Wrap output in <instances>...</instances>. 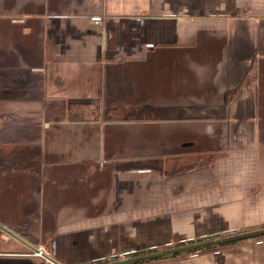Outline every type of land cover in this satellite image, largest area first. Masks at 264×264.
Instances as JSON below:
<instances>
[{
  "label": "crops",
  "instance_id": "crops-1",
  "mask_svg": "<svg viewBox=\"0 0 264 264\" xmlns=\"http://www.w3.org/2000/svg\"><path fill=\"white\" fill-rule=\"evenodd\" d=\"M0 115V225L52 243L0 264L264 228V0H0ZM239 239L161 264H264Z\"/></svg>",
  "mask_w": 264,
  "mask_h": 264
},
{
  "label": "trees",
  "instance_id": "trees-1",
  "mask_svg": "<svg viewBox=\"0 0 264 264\" xmlns=\"http://www.w3.org/2000/svg\"><path fill=\"white\" fill-rule=\"evenodd\" d=\"M226 235H228V234H226ZM220 236H222V235L213 236V237H209L206 239H197V240L191 241L189 243H178V244H175L173 246L165 247L163 249L139 251L136 253L126 255V258H124L123 261L121 259L116 258V259H112V260H104V261H101L100 263H97V264H113L116 262L119 263L120 261L125 262L124 264H161V263L169 262L172 260H177V259H180L183 257H187L190 255L201 253V252L218 251V250L224 249L226 247L235 246L237 244L245 242V241H243V239H239L236 241L232 240V241H229V242H226L223 244L211 245V246H207V247L200 248V249L193 250V251H189V252L173 253V254H166V255H162V256H158V257H150V255H153L156 253L167 252V251H171V250H174L177 248L185 247V246H188L191 244L202 243L204 241L207 242V240L215 239V238L220 237ZM225 237L226 238L231 237V235L225 236ZM252 238H254L253 241L264 239V234L253 236ZM142 257H145V258H142Z\"/></svg>",
  "mask_w": 264,
  "mask_h": 264
},
{
  "label": "water",
  "instance_id": "water-1",
  "mask_svg": "<svg viewBox=\"0 0 264 264\" xmlns=\"http://www.w3.org/2000/svg\"><path fill=\"white\" fill-rule=\"evenodd\" d=\"M0 229L3 230L5 233L9 234L10 236H12L13 238L25 243L34 252L38 251V249L36 247H33V246L29 245L28 243L23 241V239H21L19 236L15 235L10 230L2 227L1 225H0ZM260 234H264V228L260 229V230H257V231L250 232V233H246L245 235H241V236L240 235L239 236H232V237H227V238H224V239L213 240V241H209V242L191 244V245H188V246H185V247H181V248H177V249H174V250H171V251L156 253V254L150 255V257H158V256H162V255H166V254H173V253L189 252V251L197 250V249L204 248V247H207V246L216 245V244H219L220 242H223V241H232V240H235L237 238L253 237V236L260 235ZM46 258L49 261H52L50 257H46ZM142 258H145V257H142ZM124 263L125 262H121L120 264H124Z\"/></svg>",
  "mask_w": 264,
  "mask_h": 264
},
{
  "label": "rangeland",
  "instance_id": "rangeland-1",
  "mask_svg": "<svg viewBox=\"0 0 264 264\" xmlns=\"http://www.w3.org/2000/svg\"><path fill=\"white\" fill-rule=\"evenodd\" d=\"M3 118V116L2 115H0V119H2ZM71 118H73V119H78V118H81L79 115H73V116H71ZM19 119H23V117H21V118H19ZM26 119L29 121L26 125L28 126L29 124H31V123H33V121H35V117H26ZM16 121V120H15ZM14 152L16 153L17 152V150H14ZM101 166H103L102 164H101ZM36 231H37V228H34ZM33 229V230H34ZM260 229H263V228H260ZM260 229H258V230H260ZM251 232V231H250ZM237 233H240V232H235V233H233V234H237ZM231 234H228V235H226V234H223L222 236H220V237H225V236H230ZM232 236V235H231ZM45 240H46V238H45ZM47 241H49V238H47ZM233 241H236V240H233ZM38 246H43L44 247V249H45V251L50 255L51 253H52V243L49 241V242H47V243H44V244H42V245H40V244H37ZM170 246V245H169ZM165 247H168V246H163V247H159V248H157V249H163V248H165ZM144 251H149V250H144ZM24 255H34V253H32L30 250H29V252H27V253H25ZM124 258H126V256H122V257H120V259H124Z\"/></svg>",
  "mask_w": 264,
  "mask_h": 264
},
{
  "label": "built area",
  "instance_id": "built-area-1",
  "mask_svg": "<svg viewBox=\"0 0 264 264\" xmlns=\"http://www.w3.org/2000/svg\"><path fill=\"white\" fill-rule=\"evenodd\" d=\"M37 249L38 251L36 253H38L39 255H36V256L45 257V258L49 256L43 247H38Z\"/></svg>",
  "mask_w": 264,
  "mask_h": 264
},
{
  "label": "bare ground",
  "instance_id": "bare-ground-1",
  "mask_svg": "<svg viewBox=\"0 0 264 264\" xmlns=\"http://www.w3.org/2000/svg\"><path fill=\"white\" fill-rule=\"evenodd\" d=\"M35 254H38V253L35 252Z\"/></svg>",
  "mask_w": 264,
  "mask_h": 264
}]
</instances>
